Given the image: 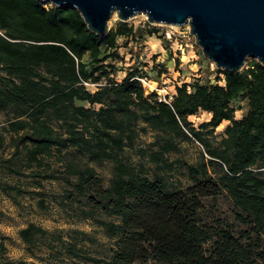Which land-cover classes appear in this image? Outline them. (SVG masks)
<instances>
[{
	"label": "trees",
	"instance_id": "16d2710c",
	"mask_svg": "<svg viewBox=\"0 0 264 264\" xmlns=\"http://www.w3.org/2000/svg\"><path fill=\"white\" fill-rule=\"evenodd\" d=\"M154 34L153 29L146 33ZM118 38L133 40L136 34L120 22L98 37L73 8L37 0H0V112L12 117L5 132L14 158L24 163L22 168L33 170L44 167L43 158L57 155L65 176L75 178L74 183L64 178L71 188L65 199L72 202L73 193L83 197L90 209L82 213L85 219L93 211L116 219L98 222L115 240V250L107 260L84 257L88 262L136 264L152 257L164 264H246L247 252L227 232L206 255L196 212L200 197L223 191L246 215L239 220L251 224L257 234L264 233V67L253 60L240 72L218 70L221 85L208 79L183 83L167 105L144 96L135 79L137 69H127L120 82L103 72L102 64L116 56L112 50ZM162 71L156 72V80ZM84 83L99 87L90 93ZM234 101L246 108L239 120L230 105ZM199 112L209 113L210 120L196 129L187 119ZM224 121L229 122L224 136L214 142L215 129ZM139 124L157 134L151 149L140 153L160 171L171 170L165 155L176 150V139L201 146L196 164H182L193 183L186 192L170 188L159 175L149 179L134 173L119 160V154L133 146ZM3 143L0 134V148ZM69 152L89 163L114 162L109 186L102 187L90 168L79 170L67 163ZM6 164L11 174H31L19 172L13 162ZM214 166L220 171L216 180L208 170ZM32 176L58 177L40 171ZM0 191L24 193L9 185H0ZM44 234L32 223L18 232L25 245ZM66 246L74 252V245ZM255 256L264 262L263 252Z\"/></svg>",
	"mask_w": 264,
	"mask_h": 264
},
{
	"label": "rangeland",
	"instance_id": "374dc122",
	"mask_svg": "<svg viewBox=\"0 0 264 264\" xmlns=\"http://www.w3.org/2000/svg\"><path fill=\"white\" fill-rule=\"evenodd\" d=\"M113 15L115 17L113 19L111 17L108 22L109 32L115 30L120 23L116 15ZM124 24L133 28L136 39L128 40L125 50H120L119 55L115 54V57L102 64L103 72L108 73L109 78L120 81L127 69L131 67L137 70L144 69L149 73V77L156 81V72L159 70L155 67H159L160 71L163 70L164 76H160L157 81H164L170 85L176 82L203 83L205 79L211 83H216L217 80L218 84H222V74L218 73L215 66L203 57L201 50L195 44L194 37L189 33V27L184 25L174 29L170 27L172 25L150 24L143 14L135 15ZM151 29L155 31V34L146 35ZM166 32L180 36L167 39ZM119 43L123 46L124 40ZM253 60L248 58L243 68H246ZM83 62L90 66L87 56L83 58ZM91 68L92 66L87 67V70L90 71ZM104 82L105 79H102L101 83ZM85 87L93 93L99 84L87 83ZM77 105L83 106L84 103H77ZM230 105L234 109V118L241 119L246 112L243 103L234 101ZM11 118L9 113L0 112V134L4 137V143L0 148V185L13 186L24 193L17 194L16 191H10L9 194H3L0 191V264H93L86 261L84 257L109 259L115 250V240L106 234L98 222L116 223V219L96 211L92 212V217L85 219L82 213L90 211L85 199L75 193H73L72 202L65 199L64 196L71 191V188L64 181L67 176L57 155L43 158L42 169L22 168L24 163L14 158L13 151L9 147V136L5 132L7 122ZM187 120L197 129L210 120V114L199 112L188 117ZM228 125L229 123L222 122L215 129L214 142L223 138L224 129ZM139 128V134L133 146L125 148L119 154V160L130 167L134 173L149 179L159 175L167 181L170 188L186 192L193 183L189 180L182 164H196L200 160L201 146L195 141L176 139V150L165 155L168 163H172L173 166L171 170L160 171L140 153V150L151 149L157 134L142 124H139ZM7 161L13 162L15 169L19 172L31 174L29 176L11 174L7 170ZM65 161L73 163L79 170L90 168L102 187L109 186L113 177L114 162L89 163L73 152L65 156ZM208 170L209 176L216 180L219 169L214 166L209 167ZM36 171L58 177L55 180H41L32 176V173ZM66 179L71 183L75 181L73 176H68ZM196 215V221L205 242L202 247L206 255L211 251L213 243L219 240L222 232H227L247 252L246 264H264L255 256L256 253H264V233L257 234L251 224L239 220L238 216L245 219L246 215L233 206L225 192L220 191L215 197H200ZM30 223L43 229L45 234L36 238L33 244L25 245L20 240L18 232ZM65 244L74 245V252H70L72 248L68 249ZM136 264L164 263L150 257L146 262Z\"/></svg>",
	"mask_w": 264,
	"mask_h": 264
},
{
	"label": "water",
	"instance_id": "95a60500",
	"mask_svg": "<svg viewBox=\"0 0 264 264\" xmlns=\"http://www.w3.org/2000/svg\"><path fill=\"white\" fill-rule=\"evenodd\" d=\"M75 9L98 37L113 14L124 23L143 14L150 24L188 25L215 69L240 72L248 58L264 67V0H37Z\"/></svg>",
	"mask_w": 264,
	"mask_h": 264
},
{
	"label": "built area",
	"instance_id": "2783aa9c",
	"mask_svg": "<svg viewBox=\"0 0 264 264\" xmlns=\"http://www.w3.org/2000/svg\"><path fill=\"white\" fill-rule=\"evenodd\" d=\"M180 35H175L172 32H166L165 37L167 39H170L171 37H178ZM121 40H130V38H120ZM131 68V67H129ZM144 69L139 68L138 69V75L135 77V79L140 83L141 88L143 90L144 96H152L153 100L158 103H164L169 105L174 96L175 91L177 87H180L183 83H174L169 84L164 81H154L152 80L149 75ZM87 83H84L86 85Z\"/></svg>",
	"mask_w": 264,
	"mask_h": 264
},
{
	"label": "crops",
	"instance_id": "0c3cea01",
	"mask_svg": "<svg viewBox=\"0 0 264 264\" xmlns=\"http://www.w3.org/2000/svg\"><path fill=\"white\" fill-rule=\"evenodd\" d=\"M119 41H122V40H121L120 38H118V39L116 40L115 48H114V50H112V51H116V54H118V55L120 54V53H119L120 50H125V49H126L125 46L128 45V43H127L128 40H125V41H124V45H123V46L120 45ZM108 60H109V59H108ZM105 62H106V61H105ZM105 62H104V64H105ZM155 68H157L158 70L160 69L159 67H155ZM160 76H161V77L164 76L163 71H162V73H161ZM124 77H125V73H124L122 79H123ZM122 79H121V80H122ZM158 79H159V78H158ZM121 80H120V81H121ZM120 81H117V82H120ZM187 84H188V83H187ZM96 90H97V89H96ZM77 103H80V102H77ZM77 103H76V104H77ZM84 105H88V104L84 103ZM84 105H83V106H84ZM88 106H89V105H88ZM224 122H226V121H224ZM227 123H229V122H227Z\"/></svg>",
	"mask_w": 264,
	"mask_h": 264
},
{
	"label": "bare ground",
	"instance_id": "6f19581e",
	"mask_svg": "<svg viewBox=\"0 0 264 264\" xmlns=\"http://www.w3.org/2000/svg\"><path fill=\"white\" fill-rule=\"evenodd\" d=\"M114 17H115V16L113 15V16H112V19H113ZM170 27H172V28H174V29H178V28H179L178 26H170ZM185 27L188 28V25H185Z\"/></svg>",
	"mask_w": 264,
	"mask_h": 264
}]
</instances>
